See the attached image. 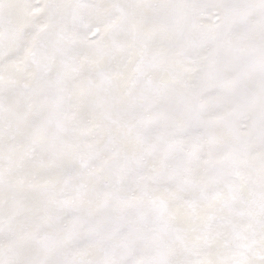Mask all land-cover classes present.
I'll return each mask as SVG.
<instances>
[{
  "label": "snow or ice",
  "instance_id": "obj_1",
  "mask_svg": "<svg viewBox=\"0 0 264 264\" xmlns=\"http://www.w3.org/2000/svg\"><path fill=\"white\" fill-rule=\"evenodd\" d=\"M0 264H264V0H0Z\"/></svg>",
  "mask_w": 264,
  "mask_h": 264
}]
</instances>
